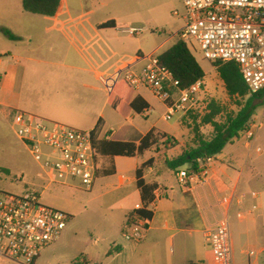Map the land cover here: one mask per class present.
<instances>
[{
	"label": "crops",
	"instance_id": "1",
	"mask_svg": "<svg viewBox=\"0 0 264 264\" xmlns=\"http://www.w3.org/2000/svg\"><path fill=\"white\" fill-rule=\"evenodd\" d=\"M65 1L62 0L53 17L34 15L35 18H31L33 24H27V18L21 16L16 25H0V122L11 123L12 113L23 112L80 130L95 132L101 128L97 137L100 157L97 179L100 174L115 176L118 160L135 161L134 177L122 175L118 178V188L122 192L121 209H126L130 199H136L134 207L124 213L122 229L135 220L138 215L135 206L142 203L136 171L150 162L144 169L143 178L149 185L163 186L166 194L150 208L152 218L140 243L147 238L151 240L149 246L152 248L167 241L178 246L180 257L173 264H213V251L203 231L220 218L218 202L221 198L235 192L237 199L230 210L234 264H264V106L256 110L251 120L250 133L254 136L251 144H248L246 135L244 147L234 148V141L206 163L214 174L209 186L187 190L181 188L177 180L173 184L167 183V171L172 170L166 160L180 156L183 150L174 155L173 150L158 145L135 157L107 155L106 143L139 144L152 130L173 137L178 147L183 144L164 131L158 121L144 128L135 124L137 117L148 118L154 108L152 99H157L149 90L131 88L124 114L110 106L115 88L109 90L103 77L135 62L139 56H145L141 51L129 53L124 50L118 30L121 23L118 13L107 11L108 5H100L104 7L102 9L87 8L84 4L79 8L71 5L66 8ZM15 2L17 5L9 12L23 13V0ZM109 23L111 25L107 26ZM4 28L14 38L6 36L2 31ZM142 66L143 63L139 64L138 69ZM206 91L207 97H213L212 90ZM136 98H141L137 106L143 109L142 114L129 108ZM157 106L167 113L164 104L158 101ZM175 119L180 124L185 117ZM133 129L139 135L137 141L128 139ZM202 242L207 244L204 253L198 251ZM140 243L118 244L114 254L108 251L102 263H95L92 259L86 261L89 264H124L120 260L122 256L126 253L133 256ZM250 252H255L256 256H250ZM40 258L41 255L35 264Z\"/></svg>",
	"mask_w": 264,
	"mask_h": 264
},
{
	"label": "built area",
	"instance_id": "2",
	"mask_svg": "<svg viewBox=\"0 0 264 264\" xmlns=\"http://www.w3.org/2000/svg\"><path fill=\"white\" fill-rule=\"evenodd\" d=\"M185 26L178 39L197 47L212 64L235 63L249 88L250 95L264 91V0H183ZM175 16H179L175 12ZM123 34L134 37L142 28L125 27ZM159 54L139 56L112 75L103 77L109 90L122 80L132 89L145 88L164 104V119L187 117L191 113L208 112L210 101L204 81L182 88L173 73L161 64ZM143 66L138 69V65ZM1 80V75H0ZM12 128L26 146L39 168V176L47 186L78 184L91 191L99 171L97 137L62 123L48 121L23 112L12 113ZM248 144L253 141L249 131ZM260 151V149H258ZM212 158L207 159V163ZM178 185L187 190L212 184L214 174L205 165L201 172L181 169L175 173ZM165 188L156 187L154 200L148 206L140 203L135 212L148 210L165 196ZM42 193L33 189L22 194H0V261L35 264L42 251L60 241L69 216L41 203ZM237 199L229 192L218 202L221 216L203 231L213 251V264H234L230 210ZM149 219L139 215L127 224L123 238L140 243L148 231ZM250 256H256L250 252Z\"/></svg>",
	"mask_w": 264,
	"mask_h": 264
},
{
	"label": "rangeland",
	"instance_id": "3",
	"mask_svg": "<svg viewBox=\"0 0 264 264\" xmlns=\"http://www.w3.org/2000/svg\"><path fill=\"white\" fill-rule=\"evenodd\" d=\"M15 1L0 0V25L4 27L16 25L21 16L27 18V24H33L34 20L31 18H35L34 15L24 11L16 15L9 12L17 5ZM65 2L67 7L64 4L63 8H68L69 5L79 8L81 4H84L87 8L102 9L104 7L100 5H108L105 8L107 11L114 10L119 15L121 23L118 30L123 38L124 50H128L129 53L141 51L145 56L156 49V53L161 54L170 48L178 40L176 36L178 31L186 24L183 0H116L115 2L113 0H67ZM175 12H178L179 16H175ZM131 26L142 28L143 32L129 37L120 31L122 28ZM190 50L206 73L205 86L207 90H212L213 95V97H208L209 101L213 100L223 108L224 114L219 119H223L226 114L236 113L239 107L236 101L227 95L224 83L214 64L205 60L197 47L190 48ZM152 103L154 108L149 113V117H137L135 124L144 128L158 121L164 131L174 135L183 144L182 147H178L173 142L166 146L168 150H173L174 155L180 150L184 152L194 147L195 129L199 126L204 111L188 115L179 124L176 119L164 120L165 111L157 106L158 101L152 99ZM200 132L209 138L213 128L204 126L200 128ZM138 137L137 131L133 129L128 139L137 141ZM245 137L246 134H241L232 146H235L234 148L244 147ZM234 148L231 147V150ZM98 162L100 165V157H98ZM134 162L126 161V159L118 160L117 174L115 176L100 174L91 191H86L78 184H73V186L54 184L43 192L47 183L40 178L39 168L30 152L17 138L12 124L0 122V193L17 195L35 189L42 193L41 203L43 205L60 210L69 216L67 227L60 241L42 251L38 264H76L83 258L102 263L108 251L114 254L113 250L118 244L123 242L138 244L128 242L123 238L127 225L121 228L125 219V211L134 207L136 199H130L126 209L122 210V192L118 188L119 176L134 177ZM166 177L168 184L176 181L172 171H167ZM111 183L114 185L109 186ZM133 188L135 191V186ZM149 242L151 244V240L146 238L139 244L133 256L126 253L120 260L124 264H173L179 259L180 250L178 246L170 244V241L163 242L160 247L156 248L149 246ZM206 246L207 244L200 243L198 251L204 253L207 250ZM0 264L15 263L0 261Z\"/></svg>",
	"mask_w": 264,
	"mask_h": 264
},
{
	"label": "trees",
	"instance_id": "4",
	"mask_svg": "<svg viewBox=\"0 0 264 264\" xmlns=\"http://www.w3.org/2000/svg\"><path fill=\"white\" fill-rule=\"evenodd\" d=\"M62 0H23V9L27 13L53 17L57 14ZM110 26L111 23L106 24ZM9 38H14L8 29H2ZM162 65L166 66L180 81L182 88H188L198 81H204L206 73L187 43L178 39L170 48L158 55ZM220 78L224 83L227 95L236 101L239 110L236 113H229L223 119V108L215 101L208 105V112L200 118L199 126L195 129V145L190 150L184 151L180 156L167 159L168 168L174 173L181 169H189L198 173L205 169L208 158L220 154L229 144H232L240 135L250 130V123L258 108L264 106V91L250 95L249 88L245 83L238 66L235 63L214 64ZM131 87L122 80L115 86V96L110 100V106L118 113H123L127 107ZM113 93V94H114ZM130 93V94H129ZM141 98L132 101L129 108L137 114H142L143 109L137 104ZM124 114V113H123ZM191 113L190 115H192ZM211 126L213 132L211 137L206 138L201 134L200 128ZM101 128L94 134L98 137ZM175 143V139L166 134L157 133L156 130L149 132L139 144L127 142L110 141L106 143L105 153L110 156L135 157L143 155L146 151L158 145L167 146ZM150 162L144 164L136 171L137 187L142 195V204L148 207L154 200L155 185H149L144 180V169ZM1 194V193H0ZM141 218L151 219L152 213L148 210L137 212ZM76 264H89L86 259H80Z\"/></svg>",
	"mask_w": 264,
	"mask_h": 264
}]
</instances>
